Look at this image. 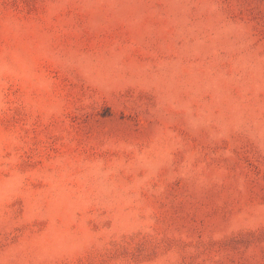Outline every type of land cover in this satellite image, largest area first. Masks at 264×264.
<instances>
[{
	"label": "rangeland",
	"instance_id": "374dc122",
	"mask_svg": "<svg viewBox=\"0 0 264 264\" xmlns=\"http://www.w3.org/2000/svg\"><path fill=\"white\" fill-rule=\"evenodd\" d=\"M0 264H264V0H0Z\"/></svg>",
	"mask_w": 264,
	"mask_h": 264
}]
</instances>
